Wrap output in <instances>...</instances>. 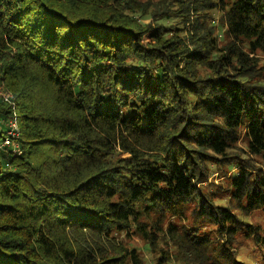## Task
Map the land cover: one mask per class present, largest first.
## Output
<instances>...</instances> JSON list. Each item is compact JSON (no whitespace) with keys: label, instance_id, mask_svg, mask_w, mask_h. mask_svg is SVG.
Returning a JSON list of instances; mask_svg holds the SVG:
<instances>
[{"label":"trees","instance_id":"obj_1","mask_svg":"<svg viewBox=\"0 0 264 264\" xmlns=\"http://www.w3.org/2000/svg\"><path fill=\"white\" fill-rule=\"evenodd\" d=\"M260 55L264 0H0V264H264Z\"/></svg>","mask_w":264,"mask_h":264},{"label":"rangeland","instance_id":"obj_2","mask_svg":"<svg viewBox=\"0 0 264 264\" xmlns=\"http://www.w3.org/2000/svg\"><path fill=\"white\" fill-rule=\"evenodd\" d=\"M221 7V6H220ZM222 10H209L206 14V22L207 24H212L214 26V32L217 36V41L219 45H222L227 41L226 34L224 32L225 26H224V20L221 13ZM149 19H145V21H148ZM169 32L176 31V29H180V34H183L184 30L183 28V22L180 20H177L175 17H171L168 21ZM185 34H188V31L184 32ZM148 37V33L144 34V38ZM246 49V48H245ZM260 65H264V57L260 55ZM241 145L245 146L243 142H239ZM222 166V167H220ZM237 165H234L232 168L228 169L224 165H218L216 162L208 163L206 175L204 176V179L202 178V181H199V185L201 188L205 191H208V193H211L213 197H215L219 202H226L231 194V187L229 183V177L230 175H233L232 173H235L237 171ZM245 221H250L254 224L261 225L263 231H264V208L263 209H256L254 211H251L249 214H247L244 217ZM185 223H190V220L186 219ZM199 227L203 228L204 226L201 224ZM115 239L117 241H121L128 247H135L139 254L143 257L144 261H148L151 263H155L154 257L151 256V253L149 254V247L145 244L144 240L139 237L138 235L134 234L133 232L125 233H116L115 232ZM162 247H165L164 243H161ZM242 252V255L244 258H246L247 255L250 254L248 264H252L253 262H256L258 258H256L255 254H251L250 248H244ZM159 255V254H158ZM262 261H259L258 264H261ZM254 264V263H253Z\"/></svg>","mask_w":264,"mask_h":264},{"label":"built area","instance_id":"obj_3","mask_svg":"<svg viewBox=\"0 0 264 264\" xmlns=\"http://www.w3.org/2000/svg\"><path fill=\"white\" fill-rule=\"evenodd\" d=\"M0 97H2L3 100H10L12 97V92L5 88L3 83L0 82ZM7 131L5 136L0 142V149L5 146H13L14 148L18 147L17 139L19 136L18 127H17V121L15 119H9L7 122Z\"/></svg>","mask_w":264,"mask_h":264}]
</instances>
